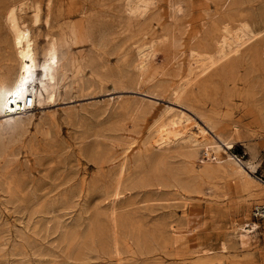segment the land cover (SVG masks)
Listing matches in <instances>:
<instances>
[{"label":"rangeland","instance_id":"rangeland-1","mask_svg":"<svg viewBox=\"0 0 264 264\" xmlns=\"http://www.w3.org/2000/svg\"><path fill=\"white\" fill-rule=\"evenodd\" d=\"M13 4L33 35L37 64L52 38L58 58L54 81L46 82L50 91L56 88L52 103L35 107L28 122L0 120V264H111L112 254L97 238L125 134L139 139L129 160L143 152L177 156L170 164L165 156L161 170L145 164L133 188L131 169L123 176L115 204L122 264H264V217L254 215L264 206V0H150L136 16L123 0H0V79L15 66L4 22ZM242 22L260 34L234 59L191 82L180 104L172 102L191 50L213 51L223 28L234 31ZM145 46L154 57L137 80L135 51ZM40 78L37 70L36 82ZM168 105L179 126L198 135L188 162V149L173 147L167 125L141 144L145 127ZM71 108L88 113L69 117ZM225 142L231 143L227 151ZM216 154L223 166L215 164ZM155 170L163 179L152 177ZM52 202L60 208L56 215L45 212ZM57 215L68 223L82 217L72 238H61ZM245 222L259 227L241 242L233 230ZM33 238L44 252L31 249Z\"/></svg>","mask_w":264,"mask_h":264},{"label":"bare ground","instance_id":"bare-ground-1","mask_svg":"<svg viewBox=\"0 0 264 264\" xmlns=\"http://www.w3.org/2000/svg\"><path fill=\"white\" fill-rule=\"evenodd\" d=\"M149 2L150 0H123V6L124 9L128 12V14L136 16L142 14L145 11L147 4ZM169 2L172 8L174 7L176 11H180L178 5L175 7V2L172 1ZM172 8L170 7V9ZM17 11H18V7L15 4H13L7 8L4 14V22L10 34V40L13 49V58L15 60V66L9 71L5 72L3 78L0 79V120L6 121L9 124V126H15L21 123L22 121L28 122L29 120H31L32 115L30 114L33 112L34 108L37 106H41L44 100L52 103V101L54 100L53 97L54 92H56V88H54L53 91L52 90L50 91L46 85V82L54 81L53 68L58 58V48H57L56 40L52 38V40L49 41L48 47L45 51L42 61L39 62V64H37L36 55L34 51L33 35L30 31L29 26L25 22H22L20 20L21 17L18 15ZM39 12L40 10L38 6L37 5L33 6L31 19L34 25H37L40 21ZM46 22H47V18H46ZM258 33L259 31L254 30L250 22H242L234 31L230 30L227 27H224L223 32L222 34H220L216 42L215 49L213 51L198 52L196 50H191V52L189 53L188 69L185 78L177 84L176 88L174 89V94L172 95L170 100L178 104L180 99L184 95L188 85L191 82L196 81L200 77H204L203 75H205L210 69H212L217 64H220L222 61L224 60L226 61V59L228 60V58H233L234 56L239 54L240 50L243 47L247 46V44L258 35ZM152 57L154 56L151 46L136 48L133 67L138 72L137 80H139L140 77L143 78L142 75L144 74L146 70V66L148 65L147 61ZM37 70H39L41 74V78L38 80V82H36ZM18 89H20V93H21L20 95H16ZM141 91L143 92L144 90ZM27 94H31L33 96L34 107L22 111L20 110L19 105L25 99ZM150 95H154V94H150ZM158 95L156 93V96ZM173 111H174V107L168 105L162 108V110H160V112H158L155 116H153V120L151 121L150 124L148 123L149 125L145 127V130L142 133L141 144L147 145L149 137H151L155 132L159 131L162 127L167 125L166 127L174 131V135L170 140L171 142H174L173 147L187 148L188 150L190 149L189 151L188 150L186 151L184 149L186 152L183 153V157L185 158L184 161L188 162L189 159L192 158L195 155V152H197L198 150L197 149V146L199 147L197 142L198 135L194 130H192L187 125L179 126L180 120L175 118V114H173ZM66 112L69 117H74V118H78L79 116L82 117L86 114V112L88 113V111L85 109H77V108H71ZM25 115H29V116L26 117ZM225 140L226 139H224V141ZM113 141L116 140L114 139ZM122 141L123 143L122 146L120 147L121 151L119 150L120 159L115 164L114 172L112 175L113 176L112 186L106 192L107 203H108L106 209L107 211L102 213L103 219L101 217V220H104V222L102 221V223L99 224L100 234H99V238H97L100 247L103 248L104 250L106 249L112 254L113 261L111 262V264H122L121 260H122L123 244L121 239V233L118 229V226H120L119 225L120 220H118L119 218L117 216V212H116L117 208L115 204L116 201L123 195V186L125 181L123 180V176L125 175V173H127V170L131 169L132 174L129 173L131 175L130 176L131 179L128 183L129 185L128 188H133L137 184L136 180L142 179L139 178L137 174L145 164H149L150 166L152 165L153 169H156L164 165L162 163L166 164V162H164L163 160V158L166 159L165 156L167 157L166 160H168L169 164H170V160L174 159V157L177 156V154L175 153H171V155L168 153L169 155H165L163 158H161L159 156H155L156 154L151 155L149 153L146 154L147 152H143L142 154L136 155V157H134L133 160H129L128 151L130 149L133 151L135 150L133 146L135 145L137 147L139 139L133 138L130 134H125L124 139H122ZM111 147L115 148V145L114 146L112 145ZM230 147H231V143L225 142L224 148L226 149V151L227 149H230ZM209 148L212 152L216 150L215 146L211 144ZM116 150L118 149L116 148ZM176 150L178 149L176 148ZM176 150H170V151L173 152ZM181 151L183 152V149ZM180 153L181 152L179 151V154ZM206 153L208 154V151H206ZM213 159L215 160V164L217 166L224 165L223 158L221 156L216 154L213 156ZM238 163H240L242 168H247L248 162L247 164L241 163L240 159H238ZM154 174L155 175H152L154 179L157 178L160 179L159 178L161 177L160 173L156 171L154 172ZM126 177H129L128 174ZM142 181L143 180H140L139 183ZM183 184L177 182L174 183L173 185L176 188L178 187L183 188L182 187ZM90 189L92 190V187H90ZM66 200H67L66 204L67 203L69 204L71 202L69 198ZM39 202L40 201L38 198L36 204ZM56 204L57 203L55 202L49 203V205L45 207L47 210L45 212L51 214L55 213L57 210L60 209L59 207H57V209L54 207ZM68 204L67 207L70 206V205L68 206ZM56 214L57 213H55L54 215ZM57 217L55 216L57 221L56 224L58 226L57 230L60 231L61 238L64 240L68 238H72L74 236V233L76 232L75 227L81 222L82 217L80 219V217L77 215L75 220L73 218V220L70 221L71 223L65 222V220H61V216H59L58 219ZM91 221L89 222L90 225H92ZM38 227L41 229L36 231L42 233L41 230L43 229V225L41 222L38 223ZM258 227L259 225L256 222H245L238 225V227L233 231L235 235L238 236L239 240L243 242L247 238V236L250 233H252L254 230H256ZM47 228L48 227L44 229V232L45 230H47ZM39 242L40 241H37L36 238H33L29 242V245L32 246L31 249L33 248L38 253H42L44 252V249L40 245H38ZM34 247H36L38 250L35 249ZM221 248L222 249L224 248L223 244Z\"/></svg>","mask_w":264,"mask_h":264},{"label":"built area","instance_id":"built-area-1","mask_svg":"<svg viewBox=\"0 0 264 264\" xmlns=\"http://www.w3.org/2000/svg\"><path fill=\"white\" fill-rule=\"evenodd\" d=\"M20 110H28L34 107V98L31 94H27L25 99L20 103ZM255 216L264 217V206H256L254 211Z\"/></svg>","mask_w":264,"mask_h":264},{"label":"snow or ice","instance_id":"snow-or-ice-1","mask_svg":"<svg viewBox=\"0 0 264 264\" xmlns=\"http://www.w3.org/2000/svg\"><path fill=\"white\" fill-rule=\"evenodd\" d=\"M20 89L17 90L16 95H20Z\"/></svg>","mask_w":264,"mask_h":264}]
</instances>
